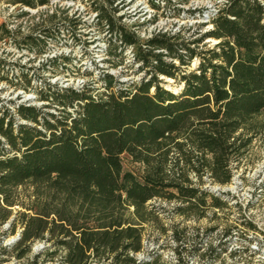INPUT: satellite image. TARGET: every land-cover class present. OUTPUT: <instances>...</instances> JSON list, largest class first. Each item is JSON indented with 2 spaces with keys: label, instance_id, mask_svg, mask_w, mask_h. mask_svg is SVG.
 <instances>
[{
  "label": "trees",
  "instance_id": "trees-1",
  "mask_svg": "<svg viewBox=\"0 0 264 264\" xmlns=\"http://www.w3.org/2000/svg\"><path fill=\"white\" fill-rule=\"evenodd\" d=\"M10 1L37 8L66 0ZM213 1L219 2L209 19L211 29L193 41L180 37V31H157L139 42L122 27L114 28V9L103 14L94 8L96 23L109 35L106 62L111 67L121 65L123 49L133 46L132 61L143 77L131 90L115 89L107 74L99 79L101 92L47 82L35 90L30 67L16 65L18 73L8 77L0 60V82L32 89L45 103L38 108L10 103L13 113L0 107V224L10 217L7 208L14 205L16 187L30 182L41 188L38 212L20 215V237L0 256L10 250L20 258L31 243L46 240L53 251L38 255L50 259L61 249L63 264H164L158 256L135 258L142 249L140 224L148 220L149 201L175 200L177 215L195 219L206 209L226 206L227 194L205 191L201 178L229 183V160L244 155L253 118L264 110V0ZM46 13L48 22L56 20V13ZM67 23L23 35L18 50L42 55L48 42L59 45L58 36L75 42L76 23ZM0 32L10 30L1 25ZM206 39L217 42L200 50L192 46ZM58 59H50L49 67L67 71L69 59ZM193 59L196 65L189 69ZM158 77L173 80L178 90L163 88ZM122 154L140 164V174L122 171ZM14 227L11 221L10 235ZM224 247L219 243L199 257L215 264ZM171 264L187 261L177 255Z\"/></svg>",
  "mask_w": 264,
  "mask_h": 264
},
{
  "label": "rangeland",
  "instance_id": "rangeland-1",
  "mask_svg": "<svg viewBox=\"0 0 264 264\" xmlns=\"http://www.w3.org/2000/svg\"><path fill=\"white\" fill-rule=\"evenodd\" d=\"M218 2L213 0H66L48 1L44 7L29 8L13 5L10 0H0V26L6 25L10 30V34L0 32V60L6 65L4 69L8 77L18 73L16 65L30 67L31 84L35 90L41 86L42 82H47L71 88L88 85L95 89V92H101L103 81L99 79L103 74L112 77L115 89L131 90L132 84L134 85L143 77V73L137 72V64L132 61L133 46L123 49L121 65L111 67L106 62L109 35L105 31L106 27L96 23L95 16L98 13L94 11V8H102L103 14L114 9L115 11L112 12L114 28L122 27L139 42L157 31L171 34L180 31V37L193 41L200 34L211 29L209 19L216 11ZM152 4L156 5V8ZM44 11L56 13V20L48 22V17L44 16L48 13ZM23 13H27V16L19 18L18 15ZM63 17L72 19L76 23L75 42H70L66 36H58L59 45L48 42L42 55L18 50L23 35H38L41 30L52 27V24L56 22L60 27L70 25ZM216 42L213 39H206L201 44L192 46L200 50L211 48ZM58 57L69 59L67 71L58 72L49 67L50 59L57 58V62H60ZM195 65L196 60L193 59L189 69H193ZM41 66H43L42 69ZM77 68L80 70L77 71ZM158 78L161 79L163 88L169 86L178 90L179 85L173 80L165 77ZM10 103L36 108L45 104L37 100V95L32 89L26 91L13 89L0 82V107L13 113ZM48 111L53 112V109ZM253 124L255 129L251 134L246 152L239 159L229 160L231 171L229 183L217 185L203 176L201 178L203 183L200 185L202 189L215 196L226 193L227 196L236 197L237 199H234L237 203H243L244 199H247L246 195L242 194V190L247 193V190L260 187L264 191V110L253 118ZM119 158L123 172L140 174V164L133 162L126 154L120 155ZM188 178L195 185L198 184L196 176L192 173L188 174ZM40 191L39 186L36 187L30 182H25L13 190L14 205L7 208L10 210V217L0 224V251L5 247L10 248L19 239L20 215H36L39 210ZM176 205L175 200L168 201L161 198L151 200L145 205L150 210V214L148 220L140 224L142 249L135 255L137 260H148L150 257L158 256L159 263L171 264L175 262L177 255H181L187 264H205V260L199 255L227 241L225 239L227 232L232 227L238 226L237 211L228 203L222 208L204 210L198 219L177 215L174 211ZM0 214H3L2 210ZM251 217L253 221H259L257 213ZM11 221L12 224L15 223L12 235L9 231ZM46 237L45 235L44 238ZM50 245L51 243L46 240L34 241L30 244L29 251L20 258L16 257L19 252L7 250L5 255L0 256V264H63L61 249L55 250L50 259L45 253L38 255V252L45 249H48L47 253L53 251ZM235 246L241 247L242 243ZM215 264L247 263L244 258L233 259L229 253L225 252V255L221 256Z\"/></svg>",
  "mask_w": 264,
  "mask_h": 264
},
{
  "label": "built area",
  "instance_id": "built-area-1",
  "mask_svg": "<svg viewBox=\"0 0 264 264\" xmlns=\"http://www.w3.org/2000/svg\"><path fill=\"white\" fill-rule=\"evenodd\" d=\"M242 194L247 197L243 203H237L234 199L236 197L227 196V203L237 211L238 226L232 227L225 236L227 241L221 242L225 243V247L220 257L226 252L233 259L244 258L247 264H264V191L257 187L254 190H247V193L242 190ZM255 213L258 214V222L253 221L251 217ZM250 214L252 215L249 217ZM240 243L241 247L235 246Z\"/></svg>",
  "mask_w": 264,
  "mask_h": 264
},
{
  "label": "bare ground",
  "instance_id": "bare-ground-1",
  "mask_svg": "<svg viewBox=\"0 0 264 264\" xmlns=\"http://www.w3.org/2000/svg\"><path fill=\"white\" fill-rule=\"evenodd\" d=\"M169 88V86H167ZM171 91L176 92V89L169 88Z\"/></svg>",
  "mask_w": 264,
  "mask_h": 264
},
{
  "label": "flooded vegetation",
  "instance_id": "flooded-vegetation-1",
  "mask_svg": "<svg viewBox=\"0 0 264 264\" xmlns=\"http://www.w3.org/2000/svg\"><path fill=\"white\" fill-rule=\"evenodd\" d=\"M40 7H44V5L40 6Z\"/></svg>",
  "mask_w": 264,
  "mask_h": 264
},
{
  "label": "water",
  "instance_id": "water-1",
  "mask_svg": "<svg viewBox=\"0 0 264 264\" xmlns=\"http://www.w3.org/2000/svg\"><path fill=\"white\" fill-rule=\"evenodd\" d=\"M166 89H169L168 87H165Z\"/></svg>",
  "mask_w": 264,
  "mask_h": 264
}]
</instances>
